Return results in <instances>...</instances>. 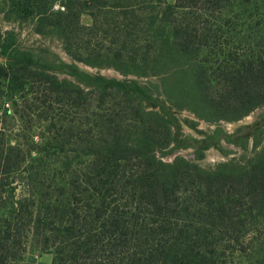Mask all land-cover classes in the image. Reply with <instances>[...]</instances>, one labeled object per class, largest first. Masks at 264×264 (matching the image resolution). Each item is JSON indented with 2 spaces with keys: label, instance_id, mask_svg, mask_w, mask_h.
Listing matches in <instances>:
<instances>
[{
  "label": "trees",
  "instance_id": "obj_1",
  "mask_svg": "<svg viewBox=\"0 0 264 264\" xmlns=\"http://www.w3.org/2000/svg\"><path fill=\"white\" fill-rule=\"evenodd\" d=\"M223 1L0 0L4 21L59 41L76 62L124 77L70 72L89 88L85 91L54 74L73 65L60 62L58 67L20 47L14 31H0L5 60L0 64V107L10 99L15 109L4 110L5 116L37 118L49 135L32 139L23 151L0 131V264H29L23 239L31 235L44 244L49 233L60 238L53 264H227L228 251L243 255L254 253L256 245L264 247V146L249 159L213 168L179 156L172 163L162 161L181 147L193 148L200 161L210 143L223 140L245 150L247 142L234 139L239 131L178 141L179 124L161 97L179 110L178 98L218 111L241 107L247 113L264 106V54L261 59L246 56L233 71L230 99L223 104L213 106L201 88L207 76L197 57L213 37L212 23L238 21L241 5L250 4L228 1L224 6ZM57 4L64 11L55 10ZM226 7L233 10L226 13ZM84 15L92 19L90 26L82 25ZM82 53H89V59ZM151 77L158 82L140 81ZM190 81L201 84L183 85ZM252 129L257 133L258 127ZM262 140L252 136L253 146ZM57 154L71 172L56 233L51 219L55 224L58 214L50 204L44 208V192L24 187L30 198L15 201L5 198V186L12 175L38 182L39 170L32 165ZM83 158L87 170H74Z\"/></svg>",
  "mask_w": 264,
  "mask_h": 264
},
{
  "label": "rangeland",
  "instance_id": "obj_2",
  "mask_svg": "<svg viewBox=\"0 0 264 264\" xmlns=\"http://www.w3.org/2000/svg\"><path fill=\"white\" fill-rule=\"evenodd\" d=\"M166 1L168 4L173 5L177 0ZM228 1L231 4H242L245 0H225L223 1V5L226 6ZM246 1L250 4L241 5V13L243 14L241 15L240 20L230 21V23H212L213 27H211L210 32L213 34V37L209 39L207 47L200 49L197 57L198 66L207 76V83H202L201 88L208 92V99L213 102V106L214 104L217 105L230 99V95L227 93L230 89L229 80L233 71L238 70V68L243 65L242 62L245 60L244 58H248L246 56H256L260 59L263 58L264 5L261 0ZM58 5L60 4L56 5L55 10H58ZM231 10H233L231 7L225 8L226 13ZM81 23L82 25L90 26L92 24V19L89 15H84L81 19ZM187 24V21L183 19L181 26H185ZM199 27L201 26H198L197 31H195V34L197 35L201 33ZM0 31L2 33L14 31L18 34L20 47L32 50L35 55H40L42 58L58 67L61 66L60 62L66 65H73V68L71 69L63 67L65 72L58 71L54 74L59 80H67L69 82H73L74 84H79L83 89H85V91L89 90V88H86L77 80V78L70 75V72H80L91 76L101 75L108 79H124L121 74L113 69H98L87 64L74 61L64 51L63 46L59 41L44 38L43 36L35 34L29 26L23 25L20 27L17 23L6 22L3 20L1 15ZM50 54L55 55L56 58H52ZM81 56L89 59V53H82ZM4 61V58L0 57V64ZM140 81L143 83L151 82L156 84L158 82V78L151 77L149 79H141ZM199 84H201V82L197 85H195L192 81L183 83L186 87L198 86ZM36 90L37 88L33 91ZM160 99L164 102V106L167 108V111L175 116L177 123L179 124V136L177 137L178 141L186 138L204 140L214 135L218 136L221 134L229 136L235 131H239L240 134L234 139L244 140L247 142V148L245 150L235 144L227 143L223 140L219 141V145H213L210 143L211 147L205 151V157L200 161H196L194 159L193 148L181 147L177 151L163 157L162 161L165 163H172L175 157L179 156L187 161L190 160L198 164L202 168H213L220 163L229 162L231 160L239 161L242 157L249 159L259 153L264 146V134H261L264 129V106L247 113L246 109H242L241 107L238 110L228 109L218 111L215 108L208 107V105L203 103L190 102L186 99L178 98L175 100L176 104L183 107L179 110L172 107L165 98L161 97ZM17 101L20 102V98H17ZM2 102L3 106L0 107V131H3V134L10 145H19L21 150L28 151L27 148L32 146V139L37 142L40 138L49 136L48 130H46L45 127L46 125L42 121H39L36 117V119L32 120H20L18 116H14L12 113L5 116L4 113L6 111H13L15 107L8 98H5ZM254 125L258 127L257 133H255L254 129H252ZM176 130L178 129L176 128ZM256 135L257 137L259 136L263 138L261 144L257 148H255L252 143V136ZM205 144H201L199 147ZM51 150L55 151L53 149ZM203 151L204 150L201 152ZM31 157L37 158L38 155L36 152L32 151ZM85 162H88L87 158H83L81 163L84 164H79L74 170H82L81 172H84V170L86 171L87 167H85ZM27 164L29 165L28 167H31L29 162ZM32 168H37V170H39V181L31 183V186L30 182H26L24 179L13 178L16 175L9 176L7 177V181L9 182L7 184L9 185L5 186L7 190L5 198H14L15 201H18L24 196L30 198L28 191L25 188H30L29 190L32 189L31 191L44 192L46 196L41 200V202L45 200L44 208L50 204L49 208L52 209L56 215L58 214L55 224V218L53 217L51 219V226H55L54 228H56L57 233L59 232L58 220L66 204V196L64 195L65 192L63 188L68 187L71 168L68 169L67 166L64 165L63 159H61L58 154L44 159L43 162H35V164L32 165ZM1 213L5 214V211H2ZM29 236L27 240L23 239L26 246L25 248H28L24 253V259L27 263L53 264L57 253H59L61 249L59 245L60 238L58 235H51L49 233V237L51 239L49 242L45 241L44 244L41 243L40 240L35 239L34 236ZM255 241L257 242V237L255 238ZM256 246V248H252L254 249V253H242L243 255L233 254L228 251L226 254L227 264H264V247L260 248L258 245ZM41 248L49 249L44 250Z\"/></svg>",
  "mask_w": 264,
  "mask_h": 264
},
{
  "label": "built area",
  "instance_id": "obj_3",
  "mask_svg": "<svg viewBox=\"0 0 264 264\" xmlns=\"http://www.w3.org/2000/svg\"><path fill=\"white\" fill-rule=\"evenodd\" d=\"M57 8H58L59 10L64 11V7H62L61 5H58Z\"/></svg>",
  "mask_w": 264,
  "mask_h": 264
}]
</instances>
